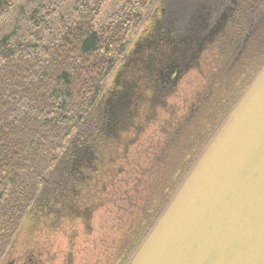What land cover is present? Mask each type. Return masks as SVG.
<instances>
[{
	"label": "trees",
	"instance_id": "obj_1",
	"mask_svg": "<svg viewBox=\"0 0 264 264\" xmlns=\"http://www.w3.org/2000/svg\"><path fill=\"white\" fill-rule=\"evenodd\" d=\"M198 2L210 4L215 20L232 7L233 16L228 19L235 24L227 27L236 28L247 40V50L256 55L255 67L233 97V105L264 64V0ZM161 3L0 0V264L27 218L39 208H51L65 196L105 195L97 187H92V193L85 184L81 189L82 183L73 175L72 155L82 153L87 144L94 157L118 145L113 139L105 140L98 105L114 72ZM112 155L102 157L105 164L99 166L100 176ZM186 171L187 167L179 182ZM179 182L168 187L163 204H147L150 217L142 213L143 217L137 214L131 220L117 245L116 264H127ZM103 183L107 186L109 178H103Z\"/></svg>",
	"mask_w": 264,
	"mask_h": 264
},
{
	"label": "flooded vegetation",
	"instance_id": "obj_2",
	"mask_svg": "<svg viewBox=\"0 0 264 264\" xmlns=\"http://www.w3.org/2000/svg\"><path fill=\"white\" fill-rule=\"evenodd\" d=\"M204 7L207 6H201L197 12L204 10ZM158 10H160L159 7L154 10L149 20L144 24L145 26L150 23L148 31L152 29L150 26L156 18ZM226 10L216 20L212 19L210 11L206 15L208 19L203 15H196L191 20L186 32L191 36L192 44L183 50L181 59L176 61L178 64L174 67H166L163 71L156 70V73L148 67L150 74L141 72L144 70L139 68L133 69L134 65H131L134 62L131 57L133 53L130 47L123 62L113 75L114 80L107 86L98 105L100 116L104 120L102 131H105V140L113 139L111 130L116 131L115 134L118 131L121 134L126 131L128 134L131 133L130 137L120 141L115 146L116 148L106 147L105 153L113 154L112 158H115L110 163L111 165H107L108 168L101 176L98 169L100 165L103 167L105 164L102 160L104 152H102V156L94 157L90 144L86 145L83 152L81 149L82 153L80 154L73 152V175L77 177V181L80 180L82 183L81 189L83 184L85 187H91V190L103 185V178H109L111 183L119 171L130 175L129 188L131 190L127 189V185L126 193H118V199L121 198V204L116 206L118 210L121 209V212L132 214L133 218L137 214L143 217L142 213L150 217L152 212L145 209L147 204L164 203L169 191L168 187L179 182L186 167V173L188 172L205 145L222 126L229 112L224 114L232 104L233 97L247 81L250 71L255 67L256 55L247 50V40L239 36L236 28L233 31L228 29V25L235 24L234 20L228 19L233 16V8L229 7ZM157 23L159 24V22ZM226 31L230 32L224 36ZM137 42L136 37L132 46L135 45L136 49H140L141 46H138ZM164 45L165 50L162 54L166 56V41ZM127 60L131 61L130 71L124 69ZM165 61L163 59V62ZM187 75H190L195 84V86H191L190 97L186 96L185 88L191 84V81L181 91L183 78ZM179 85H181L180 90H178ZM134 88L137 89V92L134 95L131 94L132 97L135 98L137 94L141 96L140 98L136 97L140 100L136 102L138 109L135 113H130L131 115L122 118L123 109L129 107L128 93L132 92ZM178 91L180 92L177 94ZM240 96L235 100L237 101ZM179 99L182 100L181 105H178ZM130 103L133 101L131 100ZM136 121L137 123H135ZM118 125H120L119 128ZM132 133L134 137L131 136ZM117 139L121 140L119 136ZM202 141L205 142L200 149ZM131 148H134L132 159L125 165L126 170L120 169V163L126 162V154L131 151ZM120 149L123 150L124 156L119 155ZM102 151L104 150L102 149ZM88 156L94 161L89 166L87 165L90 162L87 159ZM111 166V170L114 172H108ZM103 186L107 195L106 191L109 187ZM73 190L77 191L76 187ZM91 190L89 193H92ZM78 196H65L57 200L51 208H49L50 206L39 208V211L33 214L38 221L36 225L41 226L49 221H54L52 216L56 220H62L63 217L78 210L79 207H91L90 210L94 211L104 204L103 197L105 195H89L85 198ZM90 219L91 217H87L88 222ZM14 245L15 243L12 244L2 264H46L45 261L38 260L34 256L29 259L24 258L23 254L13 256ZM116 250L117 247L106 257L104 264H116Z\"/></svg>",
	"mask_w": 264,
	"mask_h": 264
},
{
	"label": "water",
	"instance_id": "obj_3",
	"mask_svg": "<svg viewBox=\"0 0 264 264\" xmlns=\"http://www.w3.org/2000/svg\"><path fill=\"white\" fill-rule=\"evenodd\" d=\"M127 264H264V64Z\"/></svg>",
	"mask_w": 264,
	"mask_h": 264
},
{
	"label": "rangeland",
	"instance_id": "obj_4",
	"mask_svg": "<svg viewBox=\"0 0 264 264\" xmlns=\"http://www.w3.org/2000/svg\"><path fill=\"white\" fill-rule=\"evenodd\" d=\"M197 2L198 0H162L159 7L160 10H158L156 18L151 23L150 29H152L148 31L147 28L150 23H147L137 36V44L141 46L140 49H136L135 45L131 46V52L133 53L131 57L134 61L131 63V65H134L133 69L139 68L144 70L141 72L150 74L148 67L156 73V70L163 71L166 67H174V65L178 64L176 61L181 59L183 50L192 44L191 36L186 32L189 23L196 15H203L204 18L208 19L206 15L210 11V4ZM201 6L207 7L197 12L198 9H201ZM198 21L200 22V20ZM165 41L167 46L166 56L162 54L165 50ZM163 59L166 61L163 62ZM130 62L128 60L125 62L126 67L124 69L127 71L131 67V65L129 66ZM121 79L123 80V78ZM113 80L114 76H112L110 83ZM190 81L191 84L185 88L188 93H186L187 97H190L191 86H195V84L190 75L185 76L182 81L183 87H181V91ZM180 86H178V90H180ZM136 92V88L132 89V92H127L130 96H128L129 100L127 99L129 107L124 108L125 110L123 109L122 118L137 111L138 104L136 102L140 100L136 97L140 98L141 96L137 94L133 98L132 95L136 94ZM131 100L133 103H130ZM181 101V99L178 100V105H181ZM117 127L119 128L120 125ZM111 131V137L118 143L127 137L129 139L131 134L126 133V131H123L124 133L122 132V134L118 131L115 134L116 131ZM118 136L121 140L117 139ZM131 136L134 137L133 133ZM133 152L134 148H131V151L126 154V162L120 163V169L126 170L125 165L132 159ZM119 153V155H125L122 149H120ZM114 158L110 157L107 162L105 161L106 164L112 163ZM87 159L90 161L87 163L88 166L94 163L90 156ZM129 178L130 175L128 173L118 171L111 184H107L106 187H109V189L106 191L107 195L105 194L103 197L104 204L98 210L91 211V207H79L78 210L63 217L62 220H56L52 216L54 221H49V223L41 226L36 225L38 223L36 216H29L13 242L15 245L12 255L23 254L24 258L27 257V259L34 256L38 260L45 261L46 264H104L106 257L120 244L122 236L127 232L133 218L132 214L121 212V209L118 210L116 208V206L121 204V198L120 200L118 199V193H126L127 185V189L131 190L129 188ZM103 187L102 184L99 185L97 191L100 192ZM65 189L66 187L63 186L62 190ZM91 191L94 190L92 189ZM99 195H102L101 192ZM87 217H91L89 222ZM65 219L68 220L64 221ZM127 237H130V235Z\"/></svg>",
	"mask_w": 264,
	"mask_h": 264
}]
</instances>
